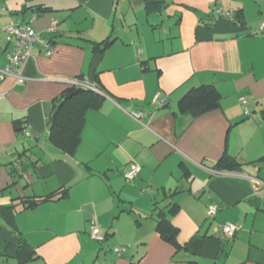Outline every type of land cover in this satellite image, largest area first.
I'll return each mask as SVG.
<instances>
[{
    "label": "crops",
    "instance_id": "crops-1",
    "mask_svg": "<svg viewBox=\"0 0 264 264\" xmlns=\"http://www.w3.org/2000/svg\"><path fill=\"white\" fill-rule=\"evenodd\" d=\"M11 19L39 38L24 82H0V207L60 187L67 195L18 211L15 226L0 216V264H18L24 242L35 254L24 264H264V38L251 34L264 0H0V23ZM107 38L93 84L103 102L86 111L67 156L48 139L52 100L67 79H90L93 44ZM10 47L0 33V68ZM202 84L218 89L219 107L179 113L177 100ZM138 111L144 126L131 117ZM223 156L238 165L214 170ZM132 162L140 169L125 184ZM160 209L180 248L156 232ZM91 219L103 242L90 237ZM226 223L237 227L230 239Z\"/></svg>",
    "mask_w": 264,
    "mask_h": 264
},
{
    "label": "trees",
    "instance_id": "trees-1",
    "mask_svg": "<svg viewBox=\"0 0 264 264\" xmlns=\"http://www.w3.org/2000/svg\"><path fill=\"white\" fill-rule=\"evenodd\" d=\"M231 16L233 17L232 19L239 18L238 15L234 13L231 14ZM111 42H112L111 38L104 39L101 42H96L93 44L92 50L96 55H100L110 45ZM84 77L85 76H78L76 78L82 79ZM95 81H96V74H94L92 80L89 79V82L91 84H94ZM77 88H78L77 86L68 84L61 92L60 96L52 100L51 112L49 113V116L47 118V123L49 125V136H48L49 141L54 147L59 149L62 153H64L67 156H73L80 143L81 130L85 122L86 111L91 108L94 109L98 108L103 102L102 95L99 92H96L95 90L90 88H84L83 91L72 94L70 95V97L63 100L66 96L71 94ZM220 100H221L220 92L214 85L202 84V85L194 86L189 90H187L177 100L176 107L179 113H190L193 116H198L208 111L217 109L220 105ZM60 103L61 105L58 107ZM229 159L232 160V158L229 157L225 158V156H223L215 164L213 169L217 171H225V170H231L232 168L238 165V164H234ZM87 169L89 170V167ZM123 176H124V172H123ZM66 195H67V188L60 187L41 198H32L28 200L21 199L18 201L14 199L15 201L13 204L6 207H0V216H2V218L6 221L8 225L15 226L14 217L18 211L22 209L31 208L32 206L36 205L39 202L47 201V200H56L59 198H63ZM153 205H154L153 208L156 207V203H154ZM177 210H178V206L177 204L174 203L168 212L170 214H173ZM156 218L157 219H156L155 230L160 235L161 239L172 244L176 248H180L176 240V237L179 233V229L176 226H174L168 218H166V212L160 209L157 213ZM88 232L90 235V222H89ZM106 238H107V234L103 235L102 241H98V240L96 241L103 242ZM121 247H125V246H121ZM127 249L128 246H126V250ZM16 256H17L16 258L18 259V264H24L26 261L32 259L35 256V254H34V250L24 242L18 246Z\"/></svg>",
    "mask_w": 264,
    "mask_h": 264
},
{
    "label": "built area",
    "instance_id": "built-area-1",
    "mask_svg": "<svg viewBox=\"0 0 264 264\" xmlns=\"http://www.w3.org/2000/svg\"><path fill=\"white\" fill-rule=\"evenodd\" d=\"M216 13L221 16L232 17L228 11L222 9H216ZM57 21H54L51 26L47 29L48 32H54L56 30ZM0 33L4 34L6 43H11L10 49L7 51V65L4 68H0V82L6 77L11 76L15 79L16 83L22 84L24 82L23 68L31 56V49L33 44L39 38V33L30 25L28 22H18L15 20H9L6 23H0ZM254 36H260L264 38V21H262L257 28L251 31ZM52 53V48L49 46L46 48L45 54L50 55ZM67 84H71L77 87L90 88L100 93V89L91 84L87 77L82 79L71 78L66 80ZM2 94H0V98ZM239 100L244 103L245 97L240 96ZM165 102L164 97H160L159 94H155L152 99V103L156 107H160ZM247 112V110H246ZM146 116L143 111L134 112L131 117L142 124V118ZM144 126V125H143ZM26 134H30L29 131L24 130ZM139 166L135 163H130L129 167L124 171V179L126 181L132 180L139 171ZM212 173H217L213 171ZM264 185V183L262 184ZM217 211V205L214 203H209L206 206V216L213 217ZM221 233L225 238H232L236 232L237 227L234 224L226 223L221 225ZM90 236L98 241L103 240V234L100 232V227L98 223L92 219L90 221ZM126 250V247H115L114 252L116 254H121Z\"/></svg>",
    "mask_w": 264,
    "mask_h": 264
},
{
    "label": "water",
    "instance_id": "water-1",
    "mask_svg": "<svg viewBox=\"0 0 264 264\" xmlns=\"http://www.w3.org/2000/svg\"><path fill=\"white\" fill-rule=\"evenodd\" d=\"M99 60H100V55H95L94 58H93V60H92L91 66H90V68H89V77H90V79L93 78L94 71H95V68H96V66H97V64H98V62H99ZM83 89H84V88H82V87H78V88L75 89L71 94H69L68 96H66L63 100L67 99V98L70 97V95H72V94H75V93H78V92L83 91ZM61 103H62V102H61ZM61 103L58 105V107L61 105ZM54 114H55V112H54ZM54 114H53V115H54Z\"/></svg>",
    "mask_w": 264,
    "mask_h": 264
},
{
    "label": "rangeland",
    "instance_id": "rangeland-1",
    "mask_svg": "<svg viewBox=\"0 0 264 264\" xmlns=\"http://www.w3.org/2000/svg\"><path fill=\"white\" fill-rule=\"evenodd\" d=\"M4 4H5V3H3V4H1V5H4ZM123 180H124V183H125V184H132L134 179L131 180V181H126V180L124 179V177H123ZM144 190H145V189H144ZM144 190H143V191H144Z\"/></svg>",
    "mask_w": 264,
    "mask_h": 264
}]
</instances>
